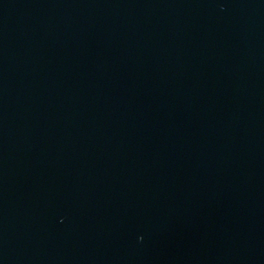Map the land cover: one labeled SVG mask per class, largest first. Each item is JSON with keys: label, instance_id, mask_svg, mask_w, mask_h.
<instances>
[{"label": "water", "instance_id": "water-1", "mask_svg": "<svg viewBox=\"0 0 264 264\" xmlns=\"http://www.w3.org/2000/svg\"><path fill=\"white\" fill-rule=\"evenodd\" d=\"M0 264H264V0H0Z\"/></svg>", "mask_w": 264, "mask_h": 264}]
</instances>
